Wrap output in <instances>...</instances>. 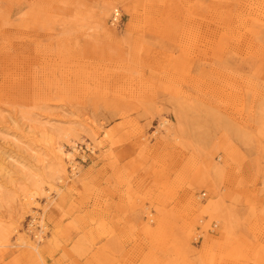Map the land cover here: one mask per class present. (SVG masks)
Here are the masks:
<instances>
[{
  "label": "rangeland",
  "instance_id": "obj_1",
  "mask_svg": "<svg viewBox=\"0 0 264 264\" xmlns=\"http://www.w3.org/2000/svg\"><path fill=\"white\" fill-rule=\"evenodd\" d=\"M0 264H264V0H0Z\"/></svg>",
  "mask_w": 264,
  "mask_h": 264
},
{
  "label": "built area",
  "instance_id": "obj_2",
  "mask_svg": "<svg viewBox=\"0 0 264 264\" xmlns=\"http://www.w3.org/2000/svg\"><path fill=\"white\" fill-rule=\"evenodd\" d=\"M124 15L119 7L113 9L109 16V24L113 27H121L123 24Z\"/></svg>",
  "mask_w": 264,
  "mask_h": 264
},
{
  "label": "bare ground",
  "instance_id": "obj_3",
  "mask_svg": "<svg viewBox=\"0 0 264 264\" xmlns=\"http://www.w3.org/2000/svg\"><path fill=\"white\" fill-rule=\"evenodd\" d=\"M115 9V8H114ZM36 249V248H35Z\"/></svg>",
  "mask_w": 264,
  "mask_h": 264
}]
</instances>
